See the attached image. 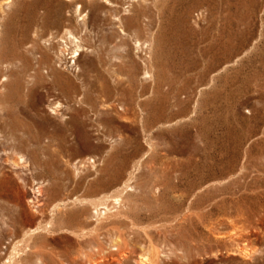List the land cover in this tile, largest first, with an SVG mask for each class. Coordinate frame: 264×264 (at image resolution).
I'll use <instances>...</instances> for the list:
<instances>
[{
  "label": "rangeland",
  "instance_id": "1",
  "mask_svg": "<svg viewBox=\"0 0 264 264\" xmlns=\"http://www.w3.org/2000/svg\"><path fill=\"white\" fill-rule=\"evenodd\" d=\"M145 259L264 264V0H0V264Z\"/></svg>",
  "mask_w": 264,
  "mask_h": 264
},
{
  "label": "bare ground",
  "instance_id": "2",
  "mask_svg": "<svg viewBox=\"0 0 264 264\" xmlns=\"http://www.w3.org/2000/svg\"><path fill=\"white\" fill-rule=\"evenodd\" d=\"M70 32V31H69ZM68 38H67V41H69V43L70 42H72V43H76L74 40H75V37L74 36H72V33L70 32V33H68ZM66 44V43H65ZM63 46V45H62ZM67 46H68V44H67ZM63 48V47H62ZM68 48H69V46H68ZM67 48H65V50H66ZM68 50V49H67ZM61 51V50H60ZM64 51V50H63ZM69 51V50H68ZM80 52H82L81 51V46H79V45H77V49L75 50V51H73V52H71L70 54H68V55H71V58H74V59H77L79 56H81V53ZM61 55L63 56V54L61 53ZM67 55V54H66ZM61 56V57H62ZM59 58V57H58ZM60 59V58H59ZM65 59V58H64ZM63 60V59H62ZM55 64V63H54ZM147 259V258H146ZM146 259L145 260H143L142 261V264H148L149 263V260H148V263H147V261H146ZM150 264V263H149Z\"/></svg>",
  "mask_w": 264,
  "mask_h": 264
}]
</instances>
